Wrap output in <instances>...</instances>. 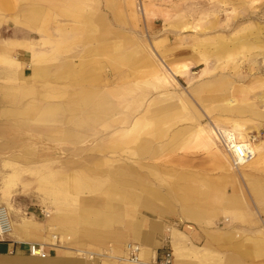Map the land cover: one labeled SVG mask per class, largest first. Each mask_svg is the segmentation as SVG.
Masks as SVG:
<instances>
[{
    "label": "crops",
    "instance_id": "crops-1",
    "mask_svg": "<svg viewBox=\"0 0 264 264\" xmlns=\"http://www.w3.org/2000/svg\"><path fill=\"white\" fill-rule=\"evenodd\" d=\"M112 1L0 0V33L18 34H3L0 40V150L11 158L4 163L10 169L5 186L32 176L39 184V210L49 214L47 219L33 212L29 217L24 207L11 206L13 232L0 241V264H132L125 260L128 245L140 247L142 264H153L165 247L173 249V264H264L260 153L238 176L216 151L180 139L178 150L145 158L148 164L130 174L107 171L106 154L100 153L107 143L97 154L89 149L91 141L69 139L74 131H90L75 127L72 118L61 122L79 114L71 113L76 100L94 93L107 96L133 79L152 80L140 66L122 65V55L108 52L136 48L125 37L140 25L133 24V0ZM107 4L113 11H106ZM124 4L128 27L119 23ZM144 9L147 16L150 10ZM33 19H39V48L28 40L29 30L14 23L34 27ZM174 25L180 32L151 42L155 50L184 48L187 34ZM155 28L152 23L153 33ZM30 142L39 161L27 156ZM169 229H177V235ZM32 244L43 246L47 256H31Z\"/></svg>",
    "mask_w": 264,
    "mask_h": 264
},
{
    "label": "rangeland",
    "instance_id": "rangeland-1",
    "mask_svg": "<svg viewBox=\"0 0 264 264\" xmlns=\"http://www.w3.org/2000/svg\"><path fill=\"white\" fill-rule=\"evenodd\" d=\"M107 1L108 3L113 2L112 0ZM133 1L136 4V18L134 20L136 22L133 24L136 26L140 25L137 31L128 32L127 34L131 33V36L125 38L126 40H133L137 46L132 51L124 54L114 53L115 51H110V49L108 52H110L111 56L115 55L120 58L122 55L124 60H132L133 62L131 64L126 63V61L120 64L140 66L141 69L150 73L152 80L148 82H138L133 79L135 83L125 82L122 86L112 89L110 94L107 93V96L100 97V94H89V97L86 99H88L87 102H89L90 105L87 103V109H85L84 105L80 106V118L82 119V116L85 115V111L88 112L89 106L99 104L101 98H104L102 116L94 117L93 119L84 117V121L81 123L83 126L81 127L90 129V131H74L71 133L73 136L69 139L80 136L78 140L86 139L91 141L89 143L91 145L89 149L97 154H99V145L107 143L109 147L106 149L102 147V152L100 151L102 155L106 154V164L104 165L107 167V171L121 170L127 171L130 174L137 173V167L143 169L141 165L148 164L143 163V159L148 158L150 160H155L156 158L165 157L166 152L178 150V148L175 147L176 142L180 139L186 140L184 145L191 140H193V142L197 140L200 145L205 146L197 138L198 128H196L197 123L195 117H200L204 126L214 123V121L208 116V113L200 103L199 97L197 98L196 96L198 91L194 88L200 86V84H205V81L208 79L204 71L206 65L203 57L205 58L209 53H216V55H214L215 57L211 56L210 59L215 63L217 57L223 56V53L218 50V47L227 49L237 48V55L235 54L232 60L230 58L228 60L222 59L223 63L224 60H226L223 66L226 72H223L224 75L220 77L224 80L233 82L232 85L240 91H247L246 94L248 95H245L243 99L247 100L249 102L248 104L254 106L253 111L260 115L263 114L264 116V87H260L261 83L264 81V0H143L142 5L139 4L137 0ZM125 4L122 10L120 7L118 10V13L121 15L119 23L123 27H128L131 23L128 24L127 21L131 19L126 16L128 13ZM145 4L150 10L147 16L144 9V6H146ZM107 5L109 10L106 11H113L114 7L112 4ZM201 9L204 12H202ZM242 10L245 13H243ZM32 21L35 25L34 27H30L28 23L26 25L24 21L20 20H16L14 23L18 27L27 28L30 33L27 34L28 40H30V38L34 40L31 42L37 44L35 48H39V41L38 43L35 41L36 39L39 40V30H37L39 19H33ZM152 23H155L156 26L155 33L150 29ZM175 23L187 34V44L181 50L157 48L159 50L158 52L151 42L154 43L159 37L162 38L169 35L170 31L174 30L180 32L179 29L172 28L175 26ZM218 28H220V30H218ZM15 31L16 30L3 31L0 33V40L3 34L14 37L16 35ZM16 36H18V34ZM32 43H25L28 44L31 51L34 50ZM127 43L128 42H123L122 44ZM242 47L250 49V52L246 49L243 50ZM42 48L44 47L42 46ZM30 69L31 68H29V72ZM162 74L169 77L171 76L170 78L175 79L178 83H175V87L171 88L170 91L174 96H180L182 98L183 110L175 119H169L166 123L162 124V128L156 127L148 130L144 128L146 125V113L166 107V105L161 104L159 94L161 90L160 86L163 85ZM254 74L257 75L254 76ZM20 85L21 84L18 86ZM126 86L132 87L133 90L128 94V98L123 95V90ZM151 93L152 96L149 97ZM113 95H115V97L118 96V98L115 99ZM141 95L144 97V99H142L144 107L137 108L136 104L140 101L139 96ZM241 96H243V94H241ZM242 101L245 102L244 100ZM126 104H128L129 107H126ZM251 117L252 118L245 117L249 120L247 121L248 128L252 131L249 134L250 136L257 137L255 145L258 146L260 155L264 158V118L254 117V115H251ZM70 118H72L70 122L73 123L75 120H79L77 115H74L61 119V122L68 124ZM216 118L221 119L226 117H218L217 115ZM137 126H139L140 129ZM156 134L160 135L159 138L154 137ZM129 135H133L134 137L131 136V138H128L130 141L122 143L121 147H112V145H110V142L114 139H122L124 136ZM138 135L142 139L141 144L135 142L138 139ZM145 135L147 136L145 137ZM151 140L155 141L153 142ZM167 140H169V142L164 144ZM29 141L30 140H28V142ZM1 143L0 141V144ZM197 147L196 144L195 148ZM28 152L27 156H30L31 160L39 161V158L36 156L38 152L37 148L32 142L29 143ZM4 154H9V152L3 153V151L0 150V207H6L11 212H14V209L10 207L12 205L15 208L24 207L26 214L29 215L33 212L34 214H38L36 218H39L40 214V218L47 219L48 217L41 214V210H39V191L37 190L39 184L32 176L25 175L24 178L18 180L14 185L9 187L5 186L6 178L10 176V169L6 167L4 163L11 158H6L9 155ZM96 156L98 155L92 158ZM224 162L226 163V161ZM262 163L264 166V159ZM120 165L123 166L121 167ZM226 165L228 167L227 163ZM245 170L247 169L241 170L236 174L240 176V173H243ZM42 209L45 210L44 208ZM44 213L46 214L45 211ZM29 217H31V215H29ZM219 224L220 228L224 227L223 224ZM183 228L186 229V227ZM259 230L264 233V228Z\"/></svg>",
    "mask_w": 264,
    "mask_h": 264
},
{
    "label": "bare ground",
    "instance_id": "bare-ground-1",
    "mask_svg": "<svg viewBox=\"0 0 264 264\" xmlns=\"http://www.w3.org/2000/svg\"><path fill=\"white\" fill-rule=\"evenodd\" d=\"M221 4H222V2H221ZM127 8L129 9V7H127ZM201 11H202V9H201ZM202 12H204V11H202ZM242 12H243V10H242ZM243 13H245V12H243ZM218 30H220V28H218ZM227 35H229V34H227ZM205 37H207V36H205ZM242 48H243V50L246 49L248 52H250V49H248L246 47H242ZM218 50L221 53H223V56L217 57L216 58L217 61L215 63L213 62V60H210V59H211V56L212 57H215L214 55H216V53H209V54H207L205 56V58L203 57L204 63L206 65V68L204 69V71H205L206 77L208 79L205 81V84H202V85L200 84V86H198V87L196 86L194 88L196 91L199 92V93L198 92L196 93V96H197V98L199 97L200 103L202 104V106L204 107V109L206 110V112L208 113V116L214 121V123L206 124L204 126L202 124V121L200 120L201 118L200 117H195L196 123H197L196 128H198L197 138L207 148H209V149H211L213 151H216V153H219L221 155V157L224 159V161H226V163L228 164L229 171H231L232 173H234V172L235 173H238L241 170H244L247 167H249L255 161H257V159L259 158V153H260V150L258 149V146L250 143V146H251V148L253 150L254 158L251 161H249V163L243 164V165H241L238 168H234L233 165L231 164L230 157L217 145L218 142L214 138L213 133L215 132L216 129L222 130V131H224L226 133H229L231 131V132L236 133L241 140L250 141L251 136H250L249 133L252 132V131H251V129L248 128V122L247 121H249V120H247L245 117L252 118L251 115H254V117L264 118V116H263V114L260 115L257 112L253 111L254 106L248 104L249 102L247 100L243 99V97L245 95H248V94H246L247 91H243V92L240 91L238 88H235L232 85L233 82L228 81V80H224L222 77H220V76H223L224 73L226 72V70L223 68V66L226 63L225 61L228 60L229 58L232 60L233 57L235 56V54L237 55V52H236L237 51V48L236 49H227V48L218 47ZM103 55H105V54H103ZM222 59H226V60H224V63H223ZM124 61H126V63H129V64H131L133 62L130 59H126ZM93 62H94V60H93ZM243 63H245V62H243ZM201 65H203V64H201ZM226 69L229 70L228 68H226ZM256 75L254 74V76H256ZM260 76H262V75H260ZM161 77H162L163 85L160 86V89L161 90H160L159 94H160L161 104L166 105V107L163 108V109H159V110L152 111V112L149 111L148 113H146V116H145V119H146V123L145 124L146 125H145L144 128H147L148 130H150L152 128H156V127L157 128L158 127L159 128H162V124L166 123L169 119H172V120L175 119L179 114L182 113V110H183V108H182V101H183L182 98L180 96H177V97L174 96V94H172L171 91H170L171 88H174L175 87V83H177L176 80L170 78L171 76L169 77V76H167L165 74H162ZM260 87H264V81L261 83ZM57 91H59V90H57ZM132 91H133L132 90V87L126 86L124 88V90H123L124 97L128 98V94L131 93ZM167 91H169V92H167ZM53 92H55V90ZM175 93H176V91H175ZM50 94H51V92H50ZM241 94H243V96H241ZM113 96H114L115 99L118 98V96H116V97H115V95H113ZM139 99H140V101L136 104V106H137V108H143L144 107V105L142 103V99H144L143 95L139 96ZM242 100H244L245 102H243ZM87 101H88V99H85V100H82V101H76L74 104H72L71 113H73V114L74 113H76V114L79 113L81 111V108H80L81 105H84L85 106V109H87V103L90 105V103L87 102ZM103 102H104V98H101L99 104H96V105L93 104L92 106H89L88 112L85 111L84 112L85 115L82 116V119L83 120L80 118V114H78L77 117L79 118V120H76L74 122V126L77 127V128L81 127L82 126L81 123H82V121H84V117H87V118H90V119H93L94 117H101L102 116V111H103L102 110ZM125 106L126 107H129L128 104H126ZM217 115H218V117L219 116H223V117H226V118L219 119V118H216ZM260 124H262V123H260ZM137 127L139 128V126H137ZM160 130H162V129H160ZM164 134H163V136H164ZM131 136H133V135L124 136L122 139L121 138H116L112 142H110V145H112V147H121V144L122 143H126V142H129L130 141V139H128V138H131ZM146 136L147 135H145V137ZM159 136L160 135H157V134L154 135V137H157V138H159ZM135 142L141 144L142 139H141V137L139 135H138V139ZM138 146H140V145H138ZM42 181H44V180H42ZM69 190H70V188H69ZM58 195H60V193ZM66 195H68V194H66ZM9 215H10V218L8 217ZM48 216H49V214H48ZM10 219H11V213H10L9 209H7L6 207H1L0 208V230H1L0 232L2 234H4L5 230H7V231H9L10 236H11V234L13 232V222H12V219L11 220ZM187 229L188 230H192L191 227H188ZM176 230L177 229H169L168 231H172V233H176L175 232ZM177 232H178V230H177ZM176 235H177V233H176ZM263 235H264V233H263ZM4 237H3V239H4Z\"/></svg>",
    "mask_w": 264,
    "mask_h": 264
},
{
    "label": "built area",
    "instance_id": "built-area-1",
    "mask_svg": "<svg viewBox=\"0 0 264 264\" xmlns=\"http://www.w3.org/2000/svg\"><path fill=\"white\" fill-rule=\"evenodd\" d=\"M137 1L139 4L142 5L143 0ZM213 135L218 142L217 145L230 157L231 164L234 168H238L243 164H247L254 158L253 150L250 146V143L255 145L257 141L256 136L251 135L250 141H244L241 140L238 135L234 132L230 131L229 133H226L219 129H216ZM41 214L46 217L48 216V214H45L44 211H41ZM8 217L10 218V215ZM2 236H5L4 239ZM9 236L10 233L7 230H5L4 234L0 232V241L6 240ZM30 254L33 257L40 258H45L47 256L44 253L43 247L35 244L30 245ZM139 254L140 247L135 245H128L126 248L125 260L132 264H142V260L139 258ZM173 262V249L171 247H165L164 249H162L161 254L153 264H173Z\"/></svg>",
    "mask_w": 264,
    "mask_h": 264
}]
</instances>
